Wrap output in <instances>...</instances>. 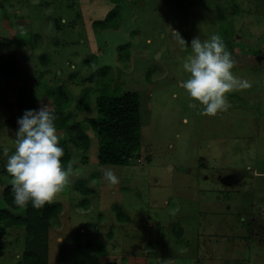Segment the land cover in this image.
Returning a JSON list of instances; mask_svg holds the SVG:
<instances>
[{
    "label": "rangeland",
    "instance_id": "374dc122",
    "mask_svg": "<svg viewBox=\"0 0 264 264\" xmlns=\"http://www.w3.org/2000/svg\"><path fill=\"white\" fill-rule=\"evenodd\" d=\"M105 18L94 31L92 23ZM172 31L189 46L195 36L221 34L236 61L233 72L250 85L228 95L226 111L201 115L190 103L179 81L187 78L182 60L191 49ZM10 53L21 58L17 78L0 79V211L25 216L24 208L12 210L3 201L11 185L2 147L14 150L17 119L26 110L16 108L21 97H29L28 109H51L53 95L46 90L63 86L65 112L75 114L89 138L83 150L82 139L64 145L73 171L52 202L62 213L43 235L47 264H103L104 253L120 249L122 241L123 250L136 246L144 229L154 233L152 245H166L158 239L162 229L149 224L156 219L169 227L181 215L197 244L186 264H264V0H0V54ZM105 66L100 78L112 91L140 99L139 156L121 166L97 163L96 135L87 125L96 117L94 103L74 111L90 90L94 101L95 86L85 80ZM57 134L62 146L64 134ZM105 168L118 183L102 180ZM225 181L233 187H223ZM112 204L133 211L137 228L133 220L117 223ZM118 226L127 233L117 247L109 246L106 238ZM169 239L179 245L175 233L163 240ZM24 242L23 227H8L0 236V264H22ZM56 249L64 256L59 263Z\"/></svg>",
    "mask_w": 264,
    "mask_h": 264
},
{
    "label": "clouds",
    "instance_id": "9594fccd",
    "mask_svg": "<svg viewBox=\"0 0 264 264\" xmlns=\"http://www.w3.org/2000/svg\"><path fill=\"white\" fill-rule=\"evenodd\" d=\"M172 36L181 47L191 49L182 60L187 78L181 79L179 85L190 103L199 105L201 115L215 116L226 111L230 107L228 95L250 87L247 80L233 72L236 61L220 33L213 32L203 40L195 36L190 46L178 31H172ZM55 121L56 114L47 105L26 109L17 119L14 150L2 147L13 201L21 208L30 203L34 209H40L52 203L69 183L73 169L62 160L65 153ZM101 178L108 185L118 183L111 168H105Z\"/></svg>",
    "mask_w": 264,
    "mask_h": 264
},
{
    "label": "trees",
    "instance_id": "16d2710c",
    "mask_svg": "<svg viewBox=\"0 0 264 264\" xmlns=\"http://www.w3.org/2000/svg\"><path fill=\"white\" fill-rule=\"evenodd\" d=\"M108 21L105 18V21L93 22L92 24L95 26L94 31H98V26H102ZM19 58L21 57L15 54H0V79L15 80L17 78L19 71L17 62ZM42 60L45 59L42 58ZM106 69L107 66L97 67V69L93 70L91 77L86 78V83L90 82L94 84L97 94L96 98L94 101H91L92 99L89 96L91 94L90 90L77 101L74 111L82 113L90 108L92 102L94 103L93 107L96 110V117L88 119L87 125L90 131L96 135L97 163L99 165L121 166L128 164L133 158L139 156L138 151L141 146L140 99L137 93H116L112 91L111 86L105 84L102 78H100V74L104 73ZM70 79L72 77L68 76L67 80L70 81ZM46 91L48 95H53V107L51 110L56 114L55 123L57 131H62L64 134L63 148L65 143L75 142L76 139L84 141L80 150L87 148L89 138L80 127L81 124L76 123L75 114L71 116L65 112L68 96H66L63 86L57 85ZM28 105L32 104L29 97L25 95L21 97L16 108L19 110L23 108L28 109ZM64 153L62 160L65 165H68L71 161V154L69 151H64ZM81 161L85 163L86 158H82ZM13 196L11 187L5 189L3 192L4 204L12 210L21 209L14 203ZM59 209L56 203L45 204L40 209H34L29 203L28 207L24 208V217L10 215L7 210L0 211V236L4 235L8 227L24 228L25 248L22 254V264H47V247L45 245L47 244L45 240L47 237L44 238L43 235L46 233L47 228H49L51 219L58 216ZM115 210L119 211L117 208ZM105 264L114 263L107 262Z\"/></svg>",
    "mask_w": 264,
    "mask_h": 264
},
{
    "label": "crops",
    "instance_id": "0c3cea01",
    "mask_svg": "<svg viewBox=\"0 0 264 264\" xmlns=\"http://www.w3.org/2000/svg\"><path fill=\"white\" fill-rule=\"evenodd\" d=\"M10 54H3V55H10ZM41 58H44V56ZM44 59L48 60V58H44ZM68 76H67V78H68ZM67 78H66V80H67ZM79 114H81V113H79ZM114 166H118V165H114ZM220 184L223 187L229 188V189L231 187H233L232 183H230V182L220 183ZM194 189L197 190L198 187L195 186ZM194 193H196V192H194ZM194 195H196V194H194ZM197 197H198V193H197ZM218 199H219V197H218ZM218 199H216V201ZM112 208H113L114 212L116 213L115 218H116L117 223H128L129 220H133L134 225L137 228V224H136L135 220H138V216L135 218V214L133 213V211H125V210L123 211V208H121L119 205H113ZM115 208L119 209V211H116ZM59 211H60L59 214H61L62 213L61 209H59ZM65 214H66V212H65ZM66 215H68V214H66ZM154 220L156 222H154V221L151 222L149 224V226L151 225L155 228L160 227V230L162 229L161 232H159L160 230L157 231V232H159V234L163 233V236L158 237V239L162 240L160 243H165L166 245L159 244V242H158V245L156 244V246L152 245L148 239H150L151 235L153 236L154 233H151L150 231L144 229L146 235L143 236L144 239H142V240L140 239L139 242L135 243L136 246H132V245L127 246L126 245L125 249L123 250L122 245L124 244V242L122 241L123 244L120 245V249L115 248V251H113V253H110V254L108 252L104 253L105 257L103 258V264H105L107 262H111L114 264H186V261L188 262V261L192 260V258H190V256H192L193 248L197 244L196 243L194 244V241H193L195 239V235H190V236L186 235L187 229H188L187 228L188 222H187L186 218L181 215L179 219H174V222L171 223L172 226L165 227V228L161 227L163 225H158L156 219H154ZM141 221L143 223L145 222L143 220H141ZM68 222H69V217L65 220V223H68ZM177 222L179 224V225H177L178 229L174 230L173 227ZM155 223H156V226L158 225L157 227L155 226ZM141 225L146 227L148 224L146 223V224H141ZM118 228L120 230L117 229L115 231L116 239H114L115 234L112 235V233H109L108 238H106L109 246H116L117 247L119 245V242L121 241V240H119V238L121 237V234L127 233L124 231V230H127V228L125 226H118ZM172 230L175 231L174 233L177 236L176 241L179 242V245L176 242L171 241L170 239L167 241L163 240L164 238L168 237L169 235H174V233H171V232L166 233V231L168 232V231H172ZM136 231H138V230H136ZM64 239H66V235L64 236ZM183 240H185L184 247H180L181 246L180 241H183ZM57 242H60V244H62V243H65L66 240L57 241ZM58 251H59L58 249L55 250V252H57V256H56L57 263H59V261L61 260L60 258H62V259L64 258V256L62 257V254L58 253ZM59 254H60V256H59ZM118 254H120V255H118ZM192 257H194V255ZM120 258H121V260H120Z\"/></svg>",
    "mask_w": 264,
    "mask_h": 264
},
{
    "label": "water",
    "instance_id": "95a60500",
    "mask_svg": "<svg viewBox=\"0 0 264 264\" xmlns=\"http://www.w3.org/2000/svg\"><path fill=\"white\" fill-rule=\"evenodd\" d=\"M229 177V176H228ZM227 181H229L230 179L229 178H225ZM227 181H225L227 183Z\"/></svg>",
    "mask_w": 264,
    "mask_h": 264
}]
</instances>
